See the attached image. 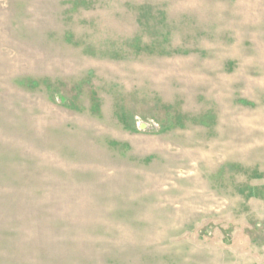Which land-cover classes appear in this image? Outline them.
<instances>
[{
  "label": "rangeland",
  "instance_id": "374dc122",
  "mask_svg": "<svg viewBox=\"0 0 264 264\" xmlns=\"http://www.w3.org/2000/svg\"><path fill=\"white\" fill-rule=\"evenodd\" d=\"M0 264H264V0H0Z\"/></svg>",
  "mask_w": 264,
  "mask_h": 264
},
{
  "label": "water",
  "instance_id": "95a60500",
  "mask_svg": "<svg viewBox=\"0 0 264 264\" xmlns=\"http://www.w3.org/2000/svg\"><path fill=\"white\" fill-rule=\"evenodd\" d=\"M137 128H138L139 131H141V130L148 129L149 127H148V125H146V124H144L142 122H139V123H137Z\"/></svg>",
  "mask_w": 264,
  "mask_h": 264
}]
</instances>
